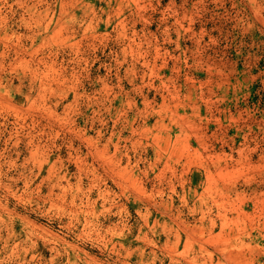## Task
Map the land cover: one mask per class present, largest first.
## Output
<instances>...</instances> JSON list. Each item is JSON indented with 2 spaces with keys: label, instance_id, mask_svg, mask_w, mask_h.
Returning <instances> with one entry per match:
<instances>
[{
  "label": "rangeland",
  "instance_id": "obj_1",
  "mask_svg": "<svg viewBox=\"0 0 264 264\" xmlns=\"http://www.w3.org/2000/svg\"><path fill=\"white\" fill-rule=\"evenodd\" d=\"M0 264H264V0H0Z\"/></svg>",
  "mask_w": 264,
  "mask_h": 264
}]
</instances>
